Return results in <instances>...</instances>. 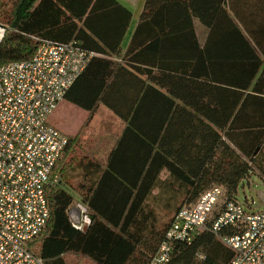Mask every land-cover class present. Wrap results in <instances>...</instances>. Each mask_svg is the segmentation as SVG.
<instances>
[{"label":"trees","instance_id":"trees-1","mask_svg":"<svg viewBox=\"0 0 264 264\" xmlns=\"http://www.w3.org/2000/svg\"><path fill=\"white\" fill-rule=\"evenodd\" d=\"M237 1L166 0L151 18L139 23L125 55L131 79L140 84L133 90L132 103L115 105L99 94L84 101L76 90L86 69L69 89L65 99L89 111V117L78 135L69 137L53 176L76 168L99 175L98 185L89 180L79 188L90 208L106 182H112V194L109 210L101 216L92 214L84 232L71 220L74 197L61 186L48 191L50 221L31 243L33 253L46 264H66L68 255L92 264H150L173 221L156 224L149 207L165 169L180 181L179 191L185 194L182 206L195 204L215 186L224 189L226 200L238 201L240 188L253 175L264 182V0H243L242 7ZM132 17L117 0H0V21L13 30L0 43V64L30 60L38 49L37 39L75 41L89 52H105L88 40L98 32L103 37L108 23L101 22L112 18L120 22L114 26L117 38L113 44L105 43L120 55ZM197 22L206 30L205 41L199 39ZM140 67L169 73L157 76ZM141 72L147 80L164 85L161 89L167 93L150 85L141 87ZM178 98L183 105L176 103ZM100 101L122 118V140L133 134L144 145L142 153L131 158L135 167H114L120 148L103 167L82 145ZM70 148L72 158L63 165ZM222 208L192 243L175 244L168 264L233 260L234 253L212 231ZM239 231L230 227L222 235Z\"/></svg>","mask_w":264,"mask_h":264},{"label":"built area","instance_id":"built-area-1","mask_svg":"<svg viewBox=\"0 0 264 264\" xmlns=\"http://www.w3.org/2000/svg\"><path fill=\"white\" fill-rule=\"evenodd\" d=\"M13 30L0 21V43ZM35 55L26 61L0 64V264H46L31 250L50 221L48 191L61 186L54 169L69 143L54 123L69 89L86 69L93 52L77 42L37 39ZM224 202L212 231L234 253L229 264H264V210L228 201L222 187L205 191L193 205L175 214L150 264H168L175 244L192 243L208 228ZM252 206V207H251ZM83 230L91 224L78 205ZM237 227L233 235H222Z\"/></svg>","mask_w":264,"mask_h":264},{"label":"crops","instance_id":"crops-1","mask_svg":"<svg viewBox=\"0 0 264 264\" xmlns=\"http://www.w3.org/2000/svg\"><path fill=\"white\" fill-rule=\"evenodd\" d=\"M117 1L125 8L130 10L133 15L132 20L130 21L129 29L121 45V50H120L121 53L120 55L113 54L110 50H108V47L105 43L111 41L112 44L114 43L113 39L115 37L117 38L116 34L114 33V26L116 24L120 25V22H115L114 18L105 22H101V23H106V22L108 23V24H104L105 28H103L106 29V33H102L103 37H99L100 36L99 32L98 35L91 34L92 38L88 40V43L91 44L92 47L97 46L106 51L105 52L92 51L94 53V57L87 65V68L85 70V75L80 80L76 92L83 94L84 95L83 100L86 102H88V100L95 99L96 95L99 94L101 96H105L107 98L108 103L121 105L124 107L132 103L133 99L136 98V95H134L133 90L134 88L136 90L137 84L138 86L140 85L139 82L138 83L134 82L128 73V71H131L132 69L131 66H129L128 64L125 55L128 50L130 41L139 23H141L146 19L151 18V16L158 8V6H160L166 0H117ZM235 1L237 4L238 1L237 0ZM242 4H243V0H240L238 6L240 5L242 7ZM122 21H123L122 24H124L125 23L124 19ZM197 24H198L199 39L205 41L207 37L206 30L201 27V24L199 22H197ZM102 25L103 24H99L100 27H98V30L102 29ZM140 68L141 70H151L157 76L169 73L167 71L165 72L160 71L157 68H152V69L148 67H140ZM139 74H140V79L144 81V85L141 84V87L146 88L148 87V85H150L162 90L161 88L164 85L155 84L152 82V80H147L148 77L147 75H144L143 72ZM162 91L167 93V91L165 90ZM176 103L179 105H183L184 101L178 98L176 99ZM60 108L62 109L63 112V123H62L63 131L67 133L68 137L71 138L76 137L78 133L81 131L83 125L85 124L84 122H86L87 118L89 117V111L75 105L72 102H69L66 99ZM61 115L62 113H60V117ZM78 119L79 120L83 119V124L81 123L78 126V128L75 129L74 122L75 120ZM98 121L106 122L107 123L106 128L105 130L102 131L103 134L99 135V139H97V136L94 138V140L86 139V144L88 145V146L86 145L87 151L92 153V155L95 156V159L103 164V167H107L111 155L114 153L115 150L120 148L117 151V153H120V156L118 155L119 156L118 162H114V167H125V168L135 167L136 165L132 164L130 161L132 156L142 153L141 146L144 147L142 142L137 138H135L133 134L128 135L125 140H122L124 137L123 133L125 127L122 118L119 117L117 114H115L102 101H100V105L93 116L92 119L93 127L94 125L96 126V123ZM72 154H73V149L70 148L68 155L63 162V165H65L70 161V159L72 158ZM172 160H173L172 162H174L173 158ZM117 163L119 165H117ZM137 167H140V165L139 166L137 165ZM79 169L81 170V172H79L76 177L70 176V174L73 173L74 170L63 172V175L60 174L61 187H63V189L69 192L75 199V204L72 206L70 211L71 220L74 225H78L81 222V214L78 205H82L85 208H87L88 215L90 217L92 216V214L94 215L98 214L99 216H101L103 212L106 213L109 210L107 206V202L110 201V197L112 194L109 188V185L112 182H106L107 183L106 186L102 188L103 191L102 194L98 197V199H96L94 203V207L90 208L88 206V203L84 202L81 190L79 188L81 187V184L83 183L85 184L89 180H92L93 183H97L98 185L101 179L100 176L97 174L87 175V173L84 172L83 168H79ZM250 179L247 181V184L250 182ZM179 184L180 181H176L174 178L170 177L169 172L166 169L161 173L158 181V186L152 193L151 197L149 198V207L153 211L155 218H157L158 212H157V207L152 206V200L154 198L159 202V204L161 202L163 203L166 202L164 203L165 206L164 209L166 210L170 209L169 203H171V201L173 200L183 201L185 199V194L179 191L178 188ZM109 194L110 197L108 196ZM120 197L121 196L117 197L115 201H117V199H119ZM179 208L171 216L172 219L174 218ZM91 222H92V217H91ZM89 226H87L83 230L81 229L80 230L86 232ZM67 257L68 256H65L64 259L66 260Z\"/></svg>","mask_w":264,"mask_h":264},{"label":"rangeland","instance_id":"rangeland-1","mask_svg":"<svg viewBox=\"0 0 264 264\" xmlns=\"http://www.w3.org/2000/svg\"><path fill=\"white\" fill-rule=\"evenodd\" d=\"M60 113H62L61 117H60ZM78 120H75V122H74L75 129L78 128V126L81 123L83 124V119H80L79 121ZM54 123L56 124V126L60 130L63 131V124H62L63 123V112H62L61 108L59 109V111L56 114ZM106 124H107L106 122L98 121L96 123V126L94 125V127H93L92 121H91L89 126H87L85 128V130H84L85 135H84V138L82 139V145L84 146V148L86 150H87L86 139H88V140L93 139L94 140V138L96 136H97V139H99V135L103 134L102 131L105 130ZM84 125H83V127H84ZM83 127L81 128V130L83 129ZM73 170H74L73 173L70 174V176H72V177H76L77 174L79 172H81V170L79 168H76ZM237 198H238V201L240 203H242L243 205L247 204V206L250 205L249 202L254 201L256 204L255 207L257 208V210L263 211L264 210V182L260 179V177H258V175H253L250 179V182L248 184L246 183L245 188L244 187L240 188ZM164 203H166V202H164ZM164 203L161 202L159 204V202L157 200H155V198L152 200V206L157 207V212H158L157 223L161 224V225H165L166 223H168L172 219L171 216L174 214V212H176V210L180 206H182L183 201L182 200L171 201V203H169L170 209H168V210L164 209L165 208ZM223 205H224V202H222L219 205L218 210H220L223 207ZM66 261H67V264H92L89 260L74 256V255H68Z\"/></svg>","mask_w":264,"mask_h":264}]
</instances>
